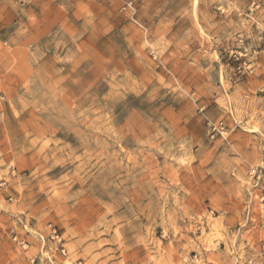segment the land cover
<instances>
[{
	"label": "rangeland",
	"instance_id": "1",
	"mask_svg": "<svg viewBox=\"0 0 264 264\" xmlns=\"http://www.w3.org/2000/svg\"><path fill=\"white\" fill-rule=\"evenodd\" d=\"M42 9L0 41V264H264V0Z\"/></svg>",
	"mask_w": 264,
	"mask_h": 264
},
{
	"label": "crops",
	"instance_id": "2",
	"mask_svg": "<svg viewBox=\"0 0 264 264\" xmlns=\"http://www.w3.org/2000/svg\"><path fill=\"white\" fill-rule=\"evenodd\" d=\"M48 0H0V41L17 33L22 22L29 23L30 33L35 30L34 18L44 23L45 13L42 9ZM47 14V15H46Z\"/></svg>",
	"mask_w": 264,
	"mask_h": 264
},
{
	"label": "built area",
	"instance_id": "3",
	"mask_svg": "<svg viewBox=\"0 0 264 264\" xmlns=\"http://www.w3.org/2000/svg\"><path fill=\"white\" fill-rule=\"evenodd\" d=\"M208 126H209V128L212 130V132L213 133H215V132H220V126L219 125H216V124H213V123H211V122H208ZM53 234L55 235H57L58 236V234H57V230L54 228L53 229Z\"/></svg>",
	"mask_w": 264,
	"mask_h": 264
}]
</instances>
